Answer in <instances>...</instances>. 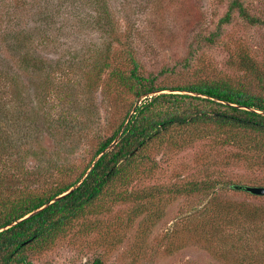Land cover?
Wrapping results in <instances>:
<instances>
[{
	"label": "trees",
	"instance_id": "obj_1",
	"mask_svg": "<svg viewBox=\"0 0 264 264\" xmlns=\"http://www.w3.org/2000/svg\"><path fill=\"white\" fill-rule=\"evenodd\" d=\"M248 1L221 0L223 11L213 30L198 32L181 61L165 64L157 71H147L127 43L113 51L108 48L95 70L89 66L87 78L101 80L103 77L107 80L106 95L113 91L115 99L108 97L113 105L107 108L102 121L98 116L95 118L94 124L99 129L88 143L89 161L74 177L64 180L54 177H67L73 172L76 161L53 166V174L48 177H44V164L39 165L38 170L25 167L26 158L32 153L34 156L35 152L21 149L8 135L27 123L26 104L14 76L8 78L0 74V264H32V257L40 256L73 232L90 229V224L81 220L110 213L118 205L133 204L136 208L131 216L134 218L148 215L161 201L171 198L166 197L170 195L199 194L214 199L225 187L212 179L217 171L205 172L196 180L169 187L146 190L134 187L161 171L158 156L166 158L200 141L207 142L219 158L208 161L205 166L213 162L222 167L241 164L261 174L260 178L249 180V184L264 186V115L210 99L173 93L202 94L264 113V61H258L242 40L227 38L226 32L236 20L251 28H264V18L251 13ZM21 37L15 42L19 44L16 61L26 65L41 62L24 48L30 40L23 41ZM219 50L226 56L223 69L210 57ZM2 75L9 80H4ZM160 91L172 93L149 97ZM139 97H146L145 101L134 107L131 115V108ZM120 132L118 142L101 156L79 187L8 227L68 192ZM239 184V181L230 183L225 190L245 192L234 189L233 186ZM227 203L229 206H214L212 211L206 206L203 228L192 235L209 247L211 241L229 240L231 229H237L240 233L235 241L240 246L235 250L240 254L234 264H253L258 257H264V246L259 253L251 255L246 253V248L254 251L259 241L264 244V208ZM84 264L104 262L93 258Z\"/></svg>",
	"mask_w": 264,
	"mask_h": 264
},
{
	"label": "rangeland",
	"instance_id": "obj_2",
	"mask_svg": "<svg viewBox=\"0 0 264 264\" xmlns=\"http://www.w3.org/2000/svg\"><path fill=\"white\" fill-rule=\"evenodd\" d=\"M220 1L0 0V74L14 76L27 108L25 126L8 136L21 149L35 152L26 158L25 167L38 170L44 164V177H48L53 174V166L73 160V172L54 178L74 177L90 159L88 143L99 129L95 118L102 121L115 99L113 91L106 95L107 80L103 77L87 78L88 67L95 70L107 49L123 48L122 43L130 45L147 71L179 62L198 32L213 30L223 11ZM248 8L264 18V0H249ZM226 32L227 38L242 40L258 61H264L263 27L251 28L236 20ZM20 36L23 41L30 40L24 48L41 62L26 65L16 61L19 44L15 42ZM210 57L218 68H224V53L212 52ZM144 98L136 99L131 115ZM216 159L215 150L207 142H197L166 158L158 156L161 171L134 187H169L211 171L218 172L212 179L225 187L238 181L239 185L253 186L249 180L261 177L241 164L222 167L213 162L205 166ZM225 187L218 189L214 199L199 194L166 196L171 198L161 201L148 215L134 218L133 204L115 206L110 213L81 220L90 224V229L73 232L40 256L32 257V264H84L93 258L102 259L104 264H234L240 254L235 250L240 246L235 241L240 231L231 229L229 240L211 241L209 247L192 235L203 228L206 206L212 211L214 206L238 202L248 208H264V196L226 191ZM263 246L259 241L254 251L246 248V253H259ZM253 264H264V257Z\"/></svg>",
	"mask_w": 264,
	"mask_h": 264
},
{
	"label": "water",
	"instance_id": "obj_3",
	"mask_svg": "<svg viewBox=\"0 0 264 264\" xmlns=\"http://www.w3.org/2000/svg\"><path fill=\"white\" fill-rule=\"evenodd\" d=\"M161 93H172L171 91H160V92H155V93H152L149 97H152L153 95H158V94H161ZM173 93H179V94H186V95H190V96H194V97H200V98H205V99H210V100H213V101H216V102H220L222 104H225V105H228V106H232V107H236V108H240V109H244V110H247V111H252V112H255V113H258V114H261V115H264L263 112L261 111H258V110H255V109H252V108H247V107H240L238 105H233L231 103H228V102H222V101H219L217 99H213L211 97H208L206 95H202V94H197V93H188V92H179V91H176V92H173ZM134 111V110H133ZM133 113V112H132ZM124 128V127H123ZM121 135V132L117 135V137L115 138L114 142L111 143V145L109 146V148L105 149L104 151H102L99 155H97L94 160L91 162V164L89 165L88 169L86 170V172L84 173V175L79 179V181L72 187L69 189L68 192H66L65 194H62L60 196H58L57 198H55L54 200H52L51 202L45 204L43 207L33 211L32 213L22 217L21 219L17 220L15 223L13 224H10L8 227L14 225V224H17L25 219H27L28 217L34 215L35 213L39 212L40 210H42L43 208L47 207L48 205H50L51 203H53L54 201L58 200L59 198L63 197L64 195L68 194V193H71L73 190H75L77 187H79V185L84 181V179L87 177L88 173L91 171V169L94 167L95 163L101 158V156L106 152L108 151L114 144H116L119 140V137ZM235 189H238V190H244L245 192H248L250 193L251 195H255V196H264V186H246V185H235L233 186ZM7 228V227H6ZM6 228H3L2 230L6 229ZM1 231V230H0Z\"/></svg>",
	"mask_w": 264,
	"mask_h": 264
}]
</instances>
